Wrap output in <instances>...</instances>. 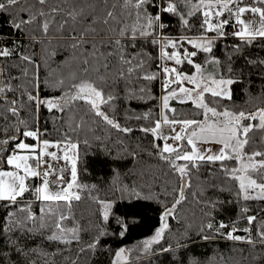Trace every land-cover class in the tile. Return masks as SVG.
I'll use <instances>...</instances> for the list:
<instances>
[{
  "label": "trees",
  "instance_id": "1",
  "mask_svg": "<svg viewBox=\"0 0 264 264\" xmlns=\"http://www.w3.org/2000/svg\"><path fill=\"white\" fill-rule=\"evenodd\" d=\"M169 2L175 4L176 0H152L146 9L156 15ZM32 3L33 0H28L29 7ZM247 3H251V0H244V4ZM54 4L55 0H52ZM22 7L23 0L11 10V14L0 13V48L13 49L9 57H0V82L5 86L11 85L13 89L19 86L20 89L0 94L4 97L0 99V140L9 135H19L15 132L18 119L27 121L33 130L38 129L42 140L58 142L70 139L78 145L76 181L78 185L86 187L74 186L73 191L81 199L71 202L70 218L63 222L66 228L76 229L78 239L69 236L71 243L50 240L48 237L55 229L39 228L40 209L45 205L33 194L37 187L36 180L27 182L30 190L19 198L16 205L7 206V202H0V264H264V243L260 242L257 234L264 223V200L243 199L240 181L227 176L221 162H200L198 168H189L190 186L187 187L184 202L177 205L173 214L167 217V228L159 242L145 249L143 242L155 235L156 229L161 226L165 208H172L177 199L180 176L159 158L158 149L153 147L157 144L162 148V140L140 130L153 127L161 118L160 94L165 82L163 67H176L186 73L195 71L187 61L177 65L172 60H162L161 45L153 44V38L162 36L174 42L179 41L175 48L164 50L169 53L177 51L181 57L185 49L197 51V55L192 57L193 63L210 70L207 76H231L236 80L231 85V99L205 94V101L220 112L227 109L237 113L255 112L257 108L264 107V38L246 43L238 37L222 39L214 32L204 33L201 28L203 9L189 16V9L182 5L177 9L179 14L161 13L160 23L165 27H157L154 37L137 39L135 48L129 43L128 37L121 38L129 58L143 53L146 61L145 70H137L128 79L117 78L114 71L109 74L106 92H112L116 99L111 106H102V110L122 127L133 129L130 133H124L93 114H86L88 105L82 100L72 101L61 112L56 109L49 111L44 105L37 109L35 103L28 101L26 94L21 96V90L34 75L38 78L39 88L27 89L33 95L41 99L62 96L68 91L67 85L71 83L72 74L82 71L81 61L84 59V49L73 50L67 39V31L61 33L53 25L45 35L38 28L43 22L41 17L34 23L23 25L20 30L12 27L13 19L19 22V9ZM181 16L189 21L188 26L181 23ZM27 17L28 13L25 12L24 18ZM220 19L229 20L224 31L239 26L235 16L227 12ZM205 36L213 40L210 53L199 51L187 42ZM86 47L91 51L90 44ZM21 54L30 55L33 63L21 61ZM212 58L218 59L220 65L207 63ZM118 67L119 64L114 63V69ZM25 70L27 76L24 75ZM145 72L156 74V79H143ZM59 80L65 81L63 88L56 86ZM141 89L144 91L141 92ZM130 94L133 98H130ZM11 100L17 101L18 116L7 111ZM170 109H175V112L165 111L170 119H203L202 110L191 103L174 102ZM146 113L149 119L136 118ZM73 116L74 121L70 119ZM81 117L84 126L73 131L70 125L79 123ZM247 123L258 124L259 121H245ZM249 136L251 140L244 151L249 154L264 152V130L254 129ZM25 141L35 143L30 138H25ZM12 144L14 147L15 141ZM4 147L11 152L12 149L7 145ZM181 148L189 150L188 147ZM5 159L4 153H0V169L6 167ZM175 163L184 165L186 162L177 160ZM223 164L228 169L240 166L236 160H226ZM251 177L256 179V173H251ZM122 189L135 190L139 197L129 195V191L122 192ZM250 195L255 197L257 192L250 191ZM99 201L111 204L107 221ZM27 205L31 206V212L37 217L36 223L29 222L24 229L13 227L11 232L4 230L10 223L8 212L15 213ZM59 205L63 206L64 202H59ZM51 206L56 208L57 204ZM245 208L246 212L243 211ZM64 210L67 211L66 208ZM248 216L256 217L251 225L248 224ZM118 220L127 223L126 230L121 228ZM209 223L213 225L212 229L207 227ZM221 223L227 226L228 232L235 226L237 231L234 235L245 239H227L228 232L220 230ZM28 228L33 231H27ZM245 228L250 229V232L243 231ZM206 235L208 239L204 238ZM249 238L253 243L246 242ZM93 243L95 248H89ZM121 249L125 251L121 253L122 257L127 253L123 262L117 256Z\"/></svg>",
  "mask_w": 264,
  "mask_h": 264
},
{
  "label": "snow or ice",
  "instance_id": "2",
  "mask_svg": "<svg viewBox=\"0 0 264 264\" xmlns=\"http://www.w3.org/2000/svg\"><path fill=\"white\" fill-rule=\"evenodd\" d=\"M21 3L22 0H0V13L8 12L11 14V10ZM23 3L24 7L19 9V22L13 19L11 21L12 27L20 30L23 25L34 23L38 17H41L43 18V22L38 25V28L45 35L48 34L50 27L53 25L61 33L67 31L69 33L67 39L71 43L73 50L84 49L82 52L84 59L81 61L82 71L72 74L71 83L67 85L68 91L64 92L62 96L41 99L38 95H33V92L27 89L38 90V78L35 75L32 80L28 81L25 88L21 90V96L26 94L28 101L35 103L37 109L41 105H44L49 111L56 109L61 112L72 101L82 100L88 105L86 114H93L107 125L124 133H130L133 129L122 127L119 122L114 118H110L102 110V106H111L112 101L116 99L112 92H106V89L109 87V74L114 71L117 78L128 79L137 70L144 71L146 61L143 58V53H137L129 58L124 50V45L121 43V38L128 37L129 43L135 48V41L137 39L154 37L157 27H165L164 24L160 23L161 13L179 14L177 9L181 5L189 9L187 13L189 16H193L196 12L203 9L204 19L201 28H203L204 33L214 32L219 37H224L225 32L223 29L225 25L229 24V20L220 18L227 12L229 15H234L237 24L241 26L240 30L232 33V35L246 43H251L257 38H264V0H251V3L247 4H244V0H176L175 4L169 2L167 7L161 8L160 13L156 15H152L146 9V5L152 3V0H55L54 5H52V0H33L30 7L28 6V0H23ZM241 4H244V6H241ZM25 12L28 13L26 19L24 18ZM246 12L259 16L260 24L258 27H253L252 22H246L241 18ZM213 16L216 18L215 23L213 22ZM181 23L184 26H188L189 21L181 16ZM129 33L131 34L130 36ZM187 42L199 51L207 53L212 51L213 40L207 36L203 37L200 41L189 39ZM152 43L161 45L160 57L162 60H172L177 65L183 61H187L188 64L193 65L196 69L195 73L189 76L179 71L176 67H163L165 88L168 89L173 83L180 85L178 90L170 89L168 94L162 98L163 109L175 112V109H169L170 99H176L181 104L191 101L196 108L202 110L203 119H170L162 111L161 119L157 120L153 127H143L140 129L145 133L150 132L155 139H163L165 141L169 139L173 141L187 140V144L191 146V151H188L180 147H173L167 142H165L162 148L157 144L153 145L154 148L158 149L159 158L167 162L179 174L181 195L175 199L172 208H165L161 216V226L156 229L155 235L150 240L143 242L145 249L150 247L151 244L159 242L167 228V217L183 201V191L190 186L189 168H198L200 162H221L224 173L240 181L239 188L243 194V199L256 198L264 200V152L254 151L249 154L244 151L251 140L249 133L253 132L254 129L264 130V107L257 108L255 112L240 111L238 113L227 109L220 112L215 107H210L205 102V93H210L212 97L219 99H231L230 86L237 81L231 76L225 77L221 75L219 78L216 75L205 76L202 65L194 64L192 60V57L197 55V51L189 52L185 49L181 57V54L177 51L169 53L164 50L168 47L175 48L179 41L174 42L162 37L159 40L153 38ZM89 44L91 45V51H88L86 47ZM104 48L111 50L102 51ZM12 52L13 49H9L8 47L0 48V57H9L12 55ZM117 57L118 60L116 59ZM20 60L28 64L33 63L30 55L21 54ZM114 63H118L119 67L114 69ZM207 63L220 65V61L215 58L208 60ZM229 72H231V68H229ZM24 75L27 76V70H25ZM143 79L154 80L156 79V74L145 72ZM185 81L193 87H183L182 85ZM56 86L63 88L65 81L59 80ZM10 90L20 89L19 86L13 89L11 85L5 86L0 82V94ZM140 91L143 92L144 89ZM3 98L0 95V99ZM130 98H133V95L130 94ZM16 103V100L8 102L7 111L13 116H18L19 112ZM136 118L149 119V114L146 113L143 117ZM70 119L74 121L75 117L73 116ZM256 120L259 121L258 124L244 123L245 121ZM162 125L168 126L174 135L162 136L160 134ZM177 125L180 127L179 132L176 131L175 126ZM83 126V117H81L79 123H74V126L70 125L73 131ZM15 132L19 135H9L5 139L0 140V153H4L6 156L4 163L9 169L0 170V202H7V206L16 205L19 203V198H22L24 193L30 190V186L26 181L29 178L39 177L42 182L33 191L36 198L45 205L40 209L39 228L55 229L48 237L50 240L71 243V239H78L76 229L66 228L63 222L70 218L71 202L81 199L80 195L72 191V189L74 186L77 188L86 186L77 184L75 158H70L68 151H65L64 156L60 157L56 152H49L48 149L52 147L60 148L61 143H63L66 149L75 153L78 145L67 138L55 143L42 140V134L39 130H33V127L23 119L17 120ZM20 137L38 141L39 147L37 144L26 143ZM13 141H15L14 147ZM200 144H219L221 147L217 152L213 153L211 148L198 147ZM5 145L12 149L10 153L4 147ZM45 156L51 157L52 160L61 158L65 160L72 159V181L66 187H62L56 192H52L49 185L50 183L63 184V177L56 173L51 164H47L43 172L39 171L45 165L43 159ZM257 157L261 159L257 160ZM177 160H183L186 163L184 165H177L175 163ZM226 160H237L240 163V167L228 169L223 164ZM251 173H256L257 178L253 179ZM50 176H55L56 179L50 181ZM121 191H129V195L139 197V193H136L135 190L122 189ZM250 191H256L257 195L255 197L251 196ZM61 201L64 202L63 206L59 205ZM53 203L57 204L56 208L51 206ZM99 203L102 204V214L107 221L111 204L103 201H99ZM65 208L67 211L64 210ZM243 211L246 212L247 209L245 208ZM7 219L10 223L4 230L11 232L13 227L24 229L29 222L35 224L37 217L31 212V206L27 205L17 209L15 213L8 212ZM255 219V216H248V224L251 225ZM118 223L121 225V228L127 229L125 221L118 220ZM207 227L212 229L213 225L209 223ZM220 227L224 228L227 226L221 223ZM27 231L31 232L33 229L28 228ZM236 231V227L233 226L232 231L226 234V238L229 240H244L245 238L234 235ZM243 231L250 232V229L245 228ZM123 234L122 231L121 235ZM217 234L225 235L223 233ZM257 234L260 237V242L264 243V223L261 224ZM69 236H71V239L68 238ZM204 238L208 239L209 236L206 235ZM246 242L253 243L250 238ZM88 247L95 248V243ZM164 250L168 251L169 249ZM123 251L121 249L117 253V256L121 255Z\"/></svg>",
  "mask_w": 264,
  "mask_h": 264
},
{
  "label": "rangeland",
  "instance_id": "3",
  "mask_svg": "<svg viewBox=\"0 0 264 264\" xmlns=\"http://www.w3.org/2000/svg\"><path fill=\"white\" fill-rule=\"evenodd\" d=\"M203 12V11H202ZM243 20H245L246 22L250 21L252 22V25L253 27H258L259 24H260V19H259V16H256V15H253L251 12H246L243 14V16L241 17ZM213 22L215 23L216 22V18L215 16H213ZM240 25L238 26L239 30H240ZM162 36H159L158 37V40L161 39ZM203 38V37H202ZM202 38L200 39H195L193 41H200ZM239 39V38H238ZM161 48V47H160ZM161 58V57H160ZM170 68V67H169ZM204 69V75L207 76V75H210V70H207L203 67ZM196 71V69H195ZM195 71L193 73H195ZM183 72L184 74L186 75H189L191 76L193 73H186L184 71H181ZM165 82L163 83L162 85V89H161V94H160V110L161 112L163 111L165 113V111L167 109H163V103H162V98L168 94V91L170 89H177L180 87V85L176 84V83H173L169 86L168 89L165 88L164 86ZM183 87L185 88H192L193 86L191 84H189L187 81H185L182 85ZM230 90H231V86H230ZM205 94H210V93H205ZM174 102H178V100L176 99H170L169 100V109L172 107V104ZM206 102V101H205ZM179 103V102H178ZM187 103H191V101H188ZM192 104V103H191ZM161 119V118H160ZM245 123V122H244ZM176 127V131L179 132L180 131V127L179 125L175 126ZM160 134L162 136H172L174 135V133L171 131V129L166 126V125H162L161 129H160ZM25 140V138H23ZM31 139V138H30ZM162 142H163V145L165 144V140L161 139ZM35 143L34 144H37V146L39 147V144H38V141H35L33 140ZM26 143H28L27 141H25ZM52 143H55L53 141H50ZM31 144V143H29ZM173 147H188L189 150L188 151H191V146L187 144V140H183V141H173L172 140V144H171ZM198 147H201V148H211L212 149V152L215 153L219 150V148L221 147L219 144H200L198 145ZM49 152H56L58 156L60 157H63L64 154H65V151H68V155L70 158L74 157L75 158V163H76V159H77V150H75V153H73L71 150L69 149H66V146L61 143L60 145V148H56V147H52V148H49L48 149ZM44 161H45V165L43 167H41L39 169V171L43 172L47 166V164H51L52 165V168L56 171V173L58 175H62L63 177V184L61 185H57V184H52L50 183L49 187H50V190L52 192H56L58 191L60 188L62 187H66L67 184L69 182L72 181V159H69V160H65L63 158L61 159H58V160H52L51 157H48V156H45L44 158ZM237 161V160H236ZM34 163V162H33ZM240 166H238L239 168ZM0 170H9L8 167L6 166L5 168H1ZM61 170H63L61 172ZM56 177L55 176H50L49 177V180L52 181V180H55ZM29 180H36L37 181V187L41 184V179L39 177H33V178H29ZM26 181V183L28 182ZM74 189V188H73ZM72 189V191H73ZM125 252V251H124ZM118 260H120V262H123L125 261V258L127 257V253H124L123 257L121 255L118 256Z\"/></svg>",
  "mask_w": 264,
  "mask_h": 264
},
{
  "label": "built area",
  "instance_id": "4",
  "mask_svg": "<svg viewBox=\"0 0 264 264\" xmlns=\"http://www.w3.org/2000/svg\"><path fill=\"white\" fill-rule=\"evenodd\" d=\"M236 31H239V28L238 27H232V28H228L227 30H225V35L224 37H221L222 39H232V38H236V36L232 35V33L236 32ZM168 144H172V140L169 139L166 141ZM221 231H229L226 227L224 228H220Z\"/></svg>",
  "mask_w": 264,
  "mask_h": 264
},
{
  "label": "water",
  "instance_id": "5",
  "mask_svg": "<svg viewBox=\"0 0 264 264\" xmlns=\"http://www.w3.org/2000/svg\"><path fill=\"white\" fill-rule=\"evenodd\" d=\"M180 184H181V180H180ZM180 184H179V189H178V195H177V198H179V196L181 195V192H180ZM186 190H187V188H185L184 191H183L184 199H183V201H182L181 203H183L184 200H185ZM181 203H180V204H181ZM180 204H179V205H180ZM172 214H173V213H172ZM172 214H171V215H172ZM166 222H167V220H166Z\"/></svg>",
  "mask_w": 264,
  "mask_h": 264
}]
</instances>
